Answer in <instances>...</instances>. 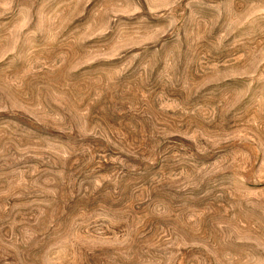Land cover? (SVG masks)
<instances>
[{"label": "rangeland", "instance_id": "rangeland-1", "mask_svg": "<svg viewBox=\"0 0 264 264\" xmlns=\"http://www.w3.org/2000/svg\"><path fill=\"white\" fill-rule=\"evenodd\" d=\"M0 264H264V0H0Z\"/></svg>", "mask_w": 264, "mask_h": 264}]
</instances>
